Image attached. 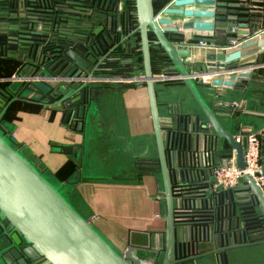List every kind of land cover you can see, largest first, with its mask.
Segmentation results:
<instances>
[{
    "label": "water",
    "instance_id": "95a60500",
    "mask_svg": "<svg viewBox=\"0 0 264 264\" xmlns=\"http://www.w3.org/2000/svg\"><path fill=\"white\" fill-rule=\"evenodd\" d=\"M255 2L168 0L156 9L154 0H135L131 20L125 0H0V56L22 64L0 78V264H229L232 250L264 245V190L255 177L245 174L222 190L213 175L216 160L231 150L246 168L245 133L221 120L240 105L221 99L218 89L243 90L248 70L259 66L264 36L254 26ZM136 33L141 73L134 67L114 74L117 61L134 66ZM233 42L239 48L226 51ZM126 79L147 88L158 152L150 160L161 173L165 230L162 241H131L122 250L76 205L88 176L84 162L62 180L20 145L7 117L17 102L40 104L62 113L72 131L101 132L105 97L113 92L99 85ZM169 80L180 81L197 108L179 105L163 116L157 85ZM76 149L58 151L81 159L82 147Z\"/></svg>",
    "mask_w": 264,
    "mask_h": 264
},
{
    "label": "crops",
    "instance_id": "0c3cea01",
    "mask_svg": "<svg viewBox=\"0 0 264 264\" xmlns=\"http://www.w3.org/2000/svg\"><path fill=\"white\" fill-rule=\"evenodd\" d=\"M254 5L258 7L254 11V26L259 32L264 29V0H257ZM199 51L195 61L202 60L200 52H206ZM258 55L255 62L259 66L248 70L254 80L250 78L243 90L218 89L221 99L240 105L233 109L236 111L233 117L221 118L234 133L264 127V48H260ZM139 64H135L138 70ZM21 67L17 59L0 56V78L4 77L2 75L11 77ZM204 78L207 83L211 81V76ZM99 86L113 92L105 97L107 107L99 122L105 132L72 131L74 125H65L62 113L40 104L17 102L8 115L16 125L14 135L20 145L32 153V158L42 161L51 172L59 173L71 162L78 165L84 162L81 169L88 176L81 182L82 192L75 198L76 205L84 215L94 216L96 225L120 249H125L131 241L138 244H147L149 239L152 244L162 241L165 201L158 199L161 175L144 169L135 161L141 155L154 158L156 156L151 154L157 151L147 88L135 80L110 81ZM157 90L163 116H169L179 105L185 111L184 97L186 104L197 108L190 91L180 84L165 81L157 85ZM203 94L212 101V96ZM78 145L82 147L81 159L75 157L74 152L58 151L70 146L79 153ZM129 156L131 162L128 163ZM261 162L264 164L263 155ZM216 163L218 166L221 161L217 159Z\"/></svg>",
    "mask_w": 264,
    "mask_h": 264
},
{
    "label": "built area",
    "instance_id": "2783aa9c",
    "mask_svg": "<svg viewBox=\"0 0 264 264\" xmlns=\"http://www.w3.org/2000/svg\"><path fill=\"white\" fill-rule=\"evenodd\" d=\"M264 35V31H259L258 37ZM240 44L233 42L226 51H233L239 48ZM204 82L207 79L204 78ZM264 134V127L261 130H250L245 133L248 140L245 152L246 168L241 170L237 166L236 151L231 150L222 159L221 164L218 165L214 171V186L216 188L226 190L238 186L245 174H252L259 186L264 190V165L261 153V139Z\"/></svg>",
    "mask_w": 264,
    "mask_h": 264
},
{
    "label": "trees",
    "instance_id": "16d2710c",
    "mask_svg": "<svg viewBox=\"0 0 264 264\" xmlns=\"http://www.w3.org/2000/svg\"><path fill=\"white\" fill-rule=\"evenodd\" d=\"M125 1H126V9H127L128 13L130 15V19L133 20L134 19V12H135V0H125ZM167 1L168 0H154L156 9L162 8L167 3ZM133 27H134V25H133ZM136 40H138L139 43H137ZM134 41L137 43V45H134V49H133V51H134V54H133V56H134V63L135 64H137V63L139 64L140 63L139 66H138V68H139V70H142V53L140 51V35H139V33H136L134 36H132V38H131V43L132 44H130V45H133V42ZM137 47H139V49H137ZM137 54L139 55V58L136 59L135 56H138ZM153 59H154V68H155L156 71H158V68H159V55L157 54V52L155 50H153ZM163 60L164 59L162 57V62H163ZM135 64H134V66H132L131 64L130 65H120L119 66V69L120 70L117 69V64L116 63L111 64L110 66H112L114 68V70H118L119 74H121V73H125V74L127 73L128 74V73H132L133 72V69L132 68L135 67ZM126 66H128L129 68H125ZM118 72L115 71V73H118ZM260 72H262V71H260ZM2 76H4V77H10V76H6V75H2ZM251 78H252V80L250 79V81H253L254 80L253 79L254 78L253 74H252ZM166 82H169V84H181L180 81H171L170 80V81H166ZM248 83H249V81H248ZM248 83H246L245 85H248ZM9 118H10V116L7 117L8 120L11 119V118L10 119ZM262 136L260 137V139H261V149H262L261 150V153H262V155L264 157V149H263V146H264V140H263V138L264 137H262ZM77 167H78V164H76L75 162L74 163L71 162L68 165H66L65 167H63L59 171V173H57V175L62 180H66L70 175H72L74 173V171L77 169Z\"/></svg>",
    "mask_w": 264,
    "mask_h": 264
},
{
    "label": "rangeland",
    "instance_id": "374dc122",
    "mask_svg": "<svg viewBox=\"0 0 264 264\" xmlns=\"http://www.w3.org/2000/svg\"><path fill=\"white\" fill-rule=\"evenodd\" d=\"M136 42L139 43L138 40H136ZM136 42L134 41L133 45H137ZM115 63L117 64V66L124 65L123 63H120V61H117ZM110 67L113 68L112 66H110ZM115 74H117V73H115ZM14 75H12V76H14ZM182 101L184 102L183 104L187 103L185 97H184V99H182ZM151 155L157 156L158 152L156 151L155 155H154V153H152ZM129 162H131V156L128 157V163ZM116 247L119 248L118 246H116ZM241 249H243V250H241ZM236 250H238V251L233 252L234 250H232L230 252L231 253L230 257L233 260H230L229 264H263L264 263V245L245 247V248H240V249H236Z\"/></svg>",
    "mask_w": 264,
    "mask_h": 264
},
{
    "label": "flooded vegetation",
    "instance_id": "af4514ba",
    "mask_svg": "<svg viewBox=\"0 0 264 264\" xmlns=\"http://www.w3.org/2000/svg\"><path fill=\"white\" fill-rule=\"evenodd\" d=\"M113 70L111 71V72H113L114 71V74H115V71L116 72H118V70H120L119 69V66H117V69L118 70H114V68H112ZM110 72V71H109ZM117 74H119V72L117 73ZM121 74H125V73H121ZM127 74V73H126ZM129 74V73H128ZM104 88V87H103ZM102 88V89H103ZM105 89V88H104ZM111 91V90H110ZM75 128H77L76 126H75ZM158 158V155L156 156V157H154V158H151V157H144L143 156V158L142 159H146V160H144V161H142V160H138V159H136L135 161H136V163L138 164V165H141L144 169H146V170H148V171H150V172H156V173H160L158 170H159V167H156L155 165L156 164H154L150 159H157ZM156 169H158V170H156ZM160 175H161V173H160ZM231 260H233V259H231Z\"/></svg>",
    "mask_w": 264,
    "mask_h": 264
},
{
    "label": "bare ground",
    "instance_id": "6f19581e",
    "mask_svg": "<svg viewBox=\"0 0 264 264\" xmlns=\"http://www.w3.org/2000/svg\"><path fill=\"white\" fill-rule=\"evenodd\" d=\"M134 80H135V79H132V80H131V79H126L125 81H134Z\"/></svg>",
    "mask_w": 264,
    "mask_h": 264
}]
</instances>
